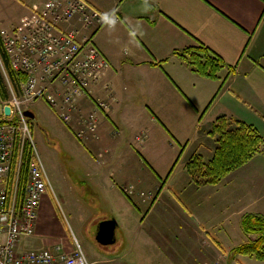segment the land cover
I'll use <instances>...</instances> for the list:
<instances>
[{
    "label": "crops",
    "instance_id": "obj_1",
    "mask_svg": "<svg viewBox=\"0 0 264 264\" xmlns=\"http://www.w3.org/2000/svg\"><path fill=\"white\" fill-rule=\"evenodd\" d=\"M43 1L0 0V29L24 30ZM87 1L107 16L94 43L109 66L89 98L81 99V110L92 111L97 100L109 109L96 113L99 138L85 144L62 125L83 172L81 194L89 198L79 208L77 226L99 214V223L115 221L114 243L120 230V244L135 240L150 264H264L231 254L255 238L244 233L243 216L264 218V157L254 155L217 185H195L186 172L192 155L212 158L217 144L207 133L220 116L250 124L264 137V0ZM200 44L227 66L217 79L199 76L173 55ZM122 187L136 189L134 198ZM68 197L70 205V192ZM51 205L52 198L42 197L37 240L45 231L44 208L54 214ZM33 246L54 247L46 239ZM90 254L92 264L99 261Z\"/></svg>",
    "mask_w": 264,
    "mask_h": 264
},
{
    "label": "built area",
    "instance_id": "obj_2",
    "mask_svg": "<svg viewBox=\"0 0 264 264\" xmlns=\"http://www.w3.org/2000/svg\"><path fill=\"white\" fill-rule=\"evenodd\" d=\"M106 20V14L87 0H44L24 30H0L9 69L19 83L16 90L9 72L1 66L8 98H0V264H91L78 243L71 251L60 245L21 248L23 239L35 235L39 206L47 189L44 169L34 156L28 136L24 111L43 101L80 143L99 138L96 113L107 111L109 104L97 100L92 111L83 112L81 99L89 98L90 87L109 66L94 43L96 32ZM104 88L109 90L110 85ZM5 106H9V114L4 113ZM25 143L31 146V154L24 191L19 195ZM17 145L14 178L9 187L7 180ZM122 190L128 197L134 195L132 187Z\"/></svg>",
    "mask_w": 264,
    "mask_h": 264
},
{
    "label": "rangeland",
    "instance_id": "obj_3",
    "mask_svg": "<svg viewBox=\"0 0 264 264\" xmlns=\"http://www.w3.org/2000/svg\"><path fill=\"white\" fill-rule=\"evenodd\" d=\"M10 29L1 28L0 30ZM34 105V112L38 117L39 123L26 121L28 136H30L34 145V156L42 164L46 177L47 189L43 197L48 196L52 198L51 206L54 210V214L50 216L49 207L44 208V212L47 213V221L43 224L45 231L41 232V237L38 240L46 239L53 246L57 244L62 246L64 243H69V245L74 247L78 243L89 262L93 260L90 252H93V255L99 259L94 264H150V256L145 257L146 259L143 257V249L140 248L135 240H132L131 243L128 241V243L123 242L122 245L120 244V230L116 231V243L102 246L96 242V228L99 220H102L99 218L103 215L99 214L91 221L83 219L82 223H85L84 227L77 226L76 216L79 215V208L80 206H85V201L89 200L88 197L81 194L83 189H86V186L84 182H81L83 172L81 171L78 157L72 153L71 150L74 148L70 145L69 139L65 138L63 134H66L65 128L58 118L56 120L48 106L43 101H37L28 109L33 108ZM257 154L264 157V143ZM250 190V187L247 185L245 188V191H247L246 203L247 206L249 204V207L254 203L251 201ZM69 192L73 196V202L70 205L66 203L69 198ZM134 192H136V189H134ZM132 198H134V195H132ZM150 200L151 197L148 198L147 204L144 205L150 204ZM99 210L103 211V208H99ZM159 236L164 238L161 232ZM38 240L33 237L25 238L22 240V248L28 250L35 249L33 245L38 244ZM117 247H119L118 250L113 252ZM135 253H140V257L137 258ZM116 257H120V259L113 260Z\"/></svg>",
    "mask_w": 264,
    "mask_h": 264
},
{
    "label": "trees",
    "instance_id": "obj_4",
    "mask_svg": "<svg viewBox=\"0 0 264 264\" xmlns=\"http://www.w3.org/2000/svg\"><path fill=\"white\" fill-rule=\"evenodd\" d=\"M173 55L177 56L194 73L210 79H217L218 72L227 67L219 56L212 53L201 44L186 47L182 50H176L173 52ZM0 63L1 66L9 72V78L17 90L19 83L15 78V75L9 69L8 58L2 47L1 39ZM160 64L161 62L151 63L153 66H159ZM1 66L0 98L6 100L8 98V92L1 73ZM228 70L231 72L230 67H228ZM21 79L23 80L24 78L21 77ZM214 98L215 97L212 98L210 103ZM28 121L31 120L28 119ZM207 134L214 138L217 144L212 158L205 162L200 155L195 154L191 156L186 164V172L193 183L198 186L217 185L228 174L247 164L253 156L261 150V146L264 143V137L260 135L252 125L234 120L227 116L216 118ZM30 154L31 146L28 143H25L23 146L22 162L19 171V195H22L24 191ZM14 155L13 169L7 180L9 187H11L14 178L15 161L18 156V145ZM172 168L170 169V172ZM241 226L245 234L253 235L255 238L247 239L242 244L236 246L231 250V254L244 255L259 261H264V218L257 214H246L241 220Z\"/></svg>",
    "mask_w": 264,
    "mask_h": 264
},
{
    "label": "water",
    "instance_id": "obj_5",
    "mask_svg": "<svg viewBox=\"0 0 264 264\" xmlns=\"http://www.w3.org/2000/svg\"><path fill=\"white\" fill-rule=\"evenodd\" d=\"M9 111H10L9 106H5L4 113L9 114ZM24 116L30 119L34 118V114L29 110L24 111ZM115 226H116V222L113 220H105L100 222L97 226L95 233L96 242L101 245H110L114 243Z\"/></svg>",
    "mask_w": 264,
    "mask_h": 264
}]
</instances>
